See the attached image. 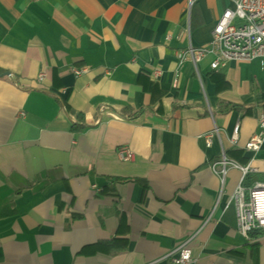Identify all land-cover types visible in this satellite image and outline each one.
<instances>
[{"label": "crops", "instance_id": "obj_1", "mask_svg": "<svg viewBox=\"0 0 264 264\" xmlns=\"http://www.w3.org/2000/svg\"><path fill=\"white\" fill-rule=\"evenodd\" d=\"M233 6L0 0V264H172L186 241L188 264H264V236L245 240L231 200L264 183V143L245 149L264 70L176 57L208 46ZM223 154L257 172L242 182L228 169L222 182L210 166Z\"/></svg>", "mask_w": 264, "mask_h": 264}, {"label": "built area", "instance_id": "obj_2", "mask_svg": "<svg viewBox=\"0 0 264 264\" xmlns=\"http://www.w3.org/2000/svg\"><path fill=\"white\" fill-rule=\"evenodd\" d=\"M39 1V0H30ZM195 0H188L192 6ZM233 9L224 11L213 28L211 42L202 48L189 47L186 51H178L176 57L179 65L189 60L196 64L203 57L212 55V70L223 67L229 61L252 62L260 61L264 70V0H232ZM75 76L86 73V69H72ZM159 70H153L154 80L160 77ZM43 74L38 76L42 80ZM258 131L254 133L245 145L249 152H257L264 143V114L257 118ZM216 132L205 135L206 146L210 147ZM237 139L235 129L232 142ZM120 160L131 161L133 153L128 147H120L117 151ZM213 172L218 173L222 182L228 169H237L242 174V182L257 171L250 165L240 166L226 158L223 154L219 161L211 164ZM236 207L237 229L247 241L253 240V236H264V183H255L250 189L238 187L231 197ZM175 253L176 256L172 254ZM172 254L168 255L172 264H188L192 261L188 241L177 247Z\"/></svg>", "mask_w": 264, "mask_h": 264}, {"label": "trees", "instance_id": "obj_3", "mask_svg": "<svg viewBox=\"0 0 264 264\" xmlns=\"http://www.w3.org/2000/svg\"><path fill=\"white\" fill-rule=\"evenodd\" d=\"M2 74V71H0V75ZM64 110L66 111V113L69 115V116H72V113L70 110L67 109L66 105L63 106ZM140 112H137V113H132L130 109H124L122 111V115L126 118H135L137 117L140 113ZM78 116V115H77ZM79 118V121H73L72 120V124H73V130L75 131H81L83 130L86 126H84L82 120H81V117H77Z\"/></svg>", "mask_w": 264, "mask_h": 264}]
</instances>
